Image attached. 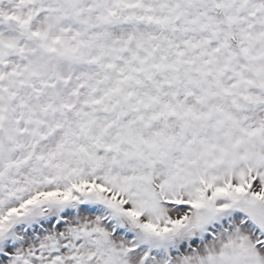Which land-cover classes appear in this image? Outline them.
I'll return each instance as SVG.
<instances>
[{
    "label": "snow or ice",
    "instance_id": "1",
    "mask_svg": "<svg viewBox=\"0 0 264 264\" xmlns=\"http://www.w3.org/2000/svg\"><path fill=\"white\" fill-rule=\"evenodd\" d=\"M0 264H264V0H0Z\"/></svg>",
    "mask_w": 264,
    "mask_h": 264
}]
</instances>
